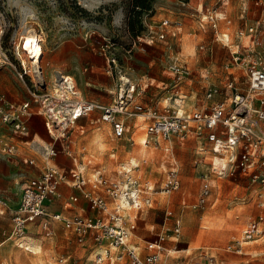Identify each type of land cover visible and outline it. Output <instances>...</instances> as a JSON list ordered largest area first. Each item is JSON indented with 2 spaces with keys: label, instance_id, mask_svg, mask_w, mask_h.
I'll return each instance as SVG.
<instances>
[{
  "label": "rangeland",
  "instance_id": "rangeland-1",
  "mask_svg": "<svg viewBox=\"0 0 264 264\" xmlns=\"http://www.w3.org/2000/svg\"><path fill=\"white\" fill-rule=\"evenodd\" d=\"M216 1L151 0L150 10L137 15L135 11L138 9L133 10L131 0H0V46L8 58L13 60L11 49L14 44L19 43V38L25 37L29 30H34L33 33L42 39L41 64L47 77L53 69L68 74L77 71L84 80L97 75L109 83L116 82L119 76L129 77L145 87L142 96L144 102L152 100L163 104L162 100L180 95L174 92L176 79L166 66L169 51H173L190 70L208 67L215 78L221 79L223 76L221 64L227 61L229 51L234 47L232 44L222 47L220 43L212 41V32L206 27H200L190 14V9L199 4L204 10ZM244 3L249 5L250 2L229 0L228 5L219 2L215 7L220 10L227 8L233 14L238 5ZM163 19L169 21L164 39L154 40L153 44L146 46L145 52L131 46V35L145 34L150 24L158 31ZM129 22L133 23V30H130ZM224 26L223 31L230 32ZM229 41L232 42L231 37ZM104 44L109 45V50L117 57L116 71L110 77L95 74L90 69L84 71L92 57H98L97 48ZM210 46L212 51L207 49ZM167 48L168 53H165ZM188 80L183 78L179 85L183 88V100L190 105L199 104L202 100L201 92L196 89V83L189 85ZM18 86L10 67L7 64L0 66V87L13 90ZM77 86L80 90L78 83ZM79 93L82 94L81 91ZM96 94L104 95L107 100L109 98L93 86H85L82 97ZM97 126L102 127L97 129ZM27 136L41 144L43 140H49L43 128L38 134L34 129H28ZM3 138L12 140L11 137ZM145 138L148 139L141 123L132 125L121 139L111 137L109 124L91 125L84 134V140L88 139V172L100 171L114 177L119 165L126 169L133 167L132 173L140 172L141 177L157 189L163 187L171 170H175L180 178L178 190L159 192L151 207L133 211L137 213L136 228L129 242L143 249L146 241L158 235L164 236L165 247L175 245L166 264H264V237H259L260 234L243 248V255L219 250L231 236L240 235L250 220L259 215L264 216V206H260L264 202V189L250 183L244 176H217L212 173L208 164L210 153L204 142L201 154H196L199 149L195 148L193 140L183 144L173 140L171 152L164 151V141L158 145L151 142L147 144L148 150L154 152V156L135 158V163H132L130 160L138 152L140 140ZM94 142L99 143L98 148ZM27 145L20 144L21 152L35 156ZM201 156L204 162L197 168L195 160ZM37 173L38 169L32 164H24L18 159L12 161L0 158V197L10 209L16 206L25 181ZM202 173L206 175L210 191L203 206L192 208L201 190ZM167 210L171 214L165 219L164 211ZM176 223L180 226L178 236L172 230ZM12 226L11 213L6 209L0 214V242L6 240L7 236L10 238L0 245V264H58L60 257L66 258L64 264H108L106 261H95L89 240L78 244L73 238L63 235L60 229L51 237L44 236L39 220L28 222L20 235L11 236ZM164 255L162 253L163 259Z\"/></svg>",
  "mask_w": 264,
  "mask_h": 264
},
{
  "label": "built area",
  "instance_id": "built-area-1",
  "mask_svg": "<svg viewBox=\"0 0 264 264\" xmlns=\"http://www.w3.org/2000/svg\"><path fill=\"white\" fill-rule=\"evenodd\" d=\"M253 4L261 9V14L254 23L235 32L236 42L234 39L231 42L234 50L230 53V60L222 66L225 72L223 80L220 84H215L209 80L210 73L203 76L205 98L220 97L207 110L195 109L183 113L170 105L162 110L145 107L138 102L143 90L128 77L121 76L116 81V92L109 104L85 100L79 95L71 76L53 71L51 79H46L40 63L34 64L23 51L19 38V43L14 44L11 49L13 60L8 58L0 46V66L7 64L13 69L16 78L26 86L29 99L23 102L10 101L0 91V123L10 128L15 135L26 136L29 119L35 114L40 115L53 143L41 149L36 148V151L44 160H49L60 154L71 156V137L78 127V121L81 118L89 119L94 111L100 112V121L111 125L114 139H121L127 129L125 122L119 117L141 116L147 121L146 144H156L159 141L169 143L173 140L182 144L189 139H200L211 153L209 165L212 173L217 176H244L250 183L264 189V0H253ZM197 20L201 26L205 23L212 29L216 41L227 44L226 34L218 31L219 18L214 10ZM225 21L227 25L231 24L228 19ZM168 25V20L160 21L158 31L153 29L152 24L147 25L145 34L130 37L131 46L145 51L146 46L153 44L154 40L164 39V29ZM1 34L2 31L0 38ZM35 35L42 47V39L38 34ZM245 38L247 44L242 45L241 40ZM109 48V45L104 44L97 50L106 61V71L112 74L117 69L118 60ZM129 52L130 50L127 53ZM42 56L43 53L40 59ZM167 58V69L176 79L174 88H178L182 79H190L193 72L173 52ZM168 100L174 102L170 97ZM32 149L35 148L32 146ZM0 154L10 160L17 154L16 145L5 140L2 135ZM23 162L32 164L33 160L24 159ZM117 177L110 179L95 172L88 179L78 167L62 171L46 166L39 176L30 178L23 184L19 202L12 215L11 236L22 234L28 222L39 220L44 236L51 237L54 234L53 224L60 223L78 244H83L91 237L98 248L94 257L96 262L165 264L162 253L167 249L162 235L146 243L142 256L128 247L129 232L134 224L125 226L124 211L126 208L150 207L153 196L158 192L178 190L180 180L176 171L168 172L160 189L153 188L148 182L138 178V175L123 168ZM202 177L201 190L192 208L203 206L210 191L206 175ZM67 183L78 194L70 195L65 204H77L79 199H83L88 204L89 213L63 216L49 210L53 202L62 200L59 187ZM0 204L5 205V201L0 199ZM260 206H264V202ZM170 214L167 212L168 216ZM263 231L264 216L259 215L245 225L240 235L231 237L224 250L241 254L244 245ZM173 233L179 234L177 225L173 228ZM65 261L66 258L60 257L58 264H64Z\"/></svg>",
  "mask_w": 264,
  "mask_h": 264
},
{
  "label": "crops",
  "instance_id": "crops-1",
  "mask_svg": "<svg viewBox=\"0 0 264 264\" xmlns=\"http://www.w3.org/2000/svg\"><path fill=\"white\" fill-rule=\"evenodd\" d=\"M248 1L250 2L249 5H247V3L238 5V8L234 11L233 14L229 13L227 11V8H224L223 10H220V9H217L215 7V5L217 3H219V2L223 3V5H228L229 4V0H217L215 2V4L211 5L210 7L205 8L204 10L202 8V5L199 4L196 8L190 9L191 10L190 14H191L192 17L195 18L196 23L200 27H202V28L203 27H206L208 30H210L212 32V41H215L217 43H220L222 45V47H224V46H227L228 47V45L231 44V42L229 41V38L231 37L232 38V41L234 39V41L236 42V40L234 38L235 37V32L238 29H244L248 25H251L252 23H254V21H256L259 18L260 14H261V9L259 7H255L254 6L253 0H248ZM210 10H214L216 16L219 18V20H218V31L221 32V33H225L226 34V38L228 39V41L226 42L227 43L226 45H223L221 42H218V41H216L214 39L213 31H212V29L207 24L204 23V25L201 26L200 25V22L197 20V18L200 19L201 17H203ZM226 19H228L231 22L230 25H227V23L225 21ZM163 20H168V19H163ZM222 24H224L225 26L222 25ZM222 26H224L225 29H230V32H224L223 31L224 29H223ZM164 31L167 32L168 31L167 28L164 29ZM241 42H242V45H246L247 44V38L242 39ZM207 49L212 51V46L208 47ZM168 50H169V48L166 49V52L165 53H168ZM233 50H230L229 51V58L227 59V61L225 63H227L230 60V53ZM138 51H140V50H138ZM141 52H145V51H141ZM169 52L170 53L167 55V57L173 51H169ZM97 54H98V57L97 56H93L92 59L90 60V62L87 63L86 67L84 68V71L90 69L91 72H93L95 74L96 73L97 74L100 73V74L106 75L107 77H110L112 74L111 73H108L106 71L107 64H106L105 59L99 53H97ZM42 60H43V56H42V59L40 61V65H41V67L43 69V66L41 64ZM225 63L221 64V68H222V66ZM10 69L13 71V69L11 67H10ZM222 70H223V68H222ZM53 71H61L62 73L71 76L74 79V81H75L76 88L78 87L77 86V83H78V85L80 87V90H78V88H77L78 92L79 91L82 92V94L79 93V95L81 96V98H83L85 100L94 101V102H96L98 104L106 105V104H109L111 102V100L113 99V97L115 95V92H116V82H114V81H112V83H109V81L104 80V79H100L97 75H92L91 77L88 78V80H84V78L82 77V75L80 73H78L77 71H72L71 74H73V75L76 76V77H74L71 74H68V73H66V72H64V71H62L60 69H53L48 77L46 76V74L44 72V69H43V73H44L45 78L48 79V80H50ZM192 72H193V75L188 80L189 81L188 84L191 85L192 82L196 83V89L197 90H200L201 95H202V100L199 102V104L193 103L191 105H190L189 102H186V101L183 100V97H185V96L183 95L184 93H183L182 85L179 86L178 88H175V91H174L176 95H177V92L180 93V95H178L177 98H173L172 96L170 97V98L174 99V102L172 100H168L169 97H168V99L162 100L163 104H160V101L153 102L152 100L149 103L144 102L143 99H142V96H143V94L145 92V87H142L141 85H139V83L137 81H135V80H133V79H131L129 77L128 78L132 82H134L137 85V87H139L140 89L143 90L142 95L138 99V102L140 104H142L143 106H145V107H153L155 109L162 110L163 107H165L166 105H170L171 107H173L175 109H179L183 113H188V112L193 111L195 109H198V110H207V109L210 108V106L212 105V103L215 102V101H217V100H219L220 97L219 96H215L213 99H206L205 98V95H204L205 94V90H204V85L205 84H204V81H203V76H204L205 73H210L209 74V76H210L209 80L211 82L215 83V84H220V82L225 77V72L223 70V76L221 77V79L220 78H215L214 77V74L212 73V71H210L208 69V67L207 68L206 67L205 68H202L201 70H195V71L192 70ZM17 81L19 83L18 88L13 89V90H9V89L3 90L0 87V91L3 92L10 101L23 102V101L28 100L29 99V96H28V93H27L26 86L22 82H20L18 79H17ZM85 86H88V87H92L93 86L97 90L106 93L109 96L108 100L105 98L104 95H101V94H96V95H91V96H87V97H82V95H83V89L85 88ZM173 88H174V86H173ZM171 102L173 104H171ZM99 116H100V112L99 111H94V112H92V114H91V116H90L89 119L81 118L78 121V127L76 129H74V131L72 133V137H71V143H70V148H71V152H72L71 156H66V155L60 154V155H58L55 158H52V159H49V160H44L37 153L36 148L41 149L42 147H45V146L50 145V144L53 143L52 142V139L50 138V136L48 134L47 135L49 137V140H47V141L43 140V144H41L39 142H34L32 138L29 139L27 135L26 136H18V135L13 134L10 128L3 126L1 123H0V125L2 127L0 129V134L2 136L11 137L12 140H10V139H8V140L11 141V142H13L16 145V147H17L16 157L13 158L12 161L17 160V159L20 160V161H22V162H23L24 159H32L33 160L32 165L35 168L38 169V173L35 174V175L30 176V178L39 176L40 173H41V171L46 166H52V167H56V168H58V169H60L62 171L69 170V169H72L74 167H78L79 169L82 170V172H83V174H84V176L86 178L91 179L93 173L100 172V171L88 172L87 169H86V164H89V158L86 159V156L88 155L87 152H86V144L88 143V139H85L84 140V134L88 130V127L91 126V125H95V124H98V123L99 124H109V123L100 121L98 119ZM119 118L121 120H123L125 122V124H126V127H127L126 133L131 129L132 125H137L138 123H141L142 126L144 127V130H145V126H146L147 121L145 119H143V117H141V116H134L132 118H124V117L121 116ZM138 118H140L141 120L140 121H137ZM131 122L133 123L132 125H131ZM33 123L35 125L34 128L32 127V124ZM102 126H104V125H102ZM102 126H97V129L101 128ZM109 126H110V130H111V125L109 124ZM42 128L45 129L44 122H43V118L40 115H37V114L33 115L29 119V121H28V129H34V132L36 134H38L39 131H41ZM80 129H82V130H80ZM8 131L10 132V134H8ZM45 131H46V129H45ZM46 133H47V131H46ZM111 137H112V132H111ZM189 140H193V143H194L195 148H198L199 149L198 152L196 151L197 152L196 154H201L200 151H202L204 149V146L202 145L204 141H202L200 139H189ZM189 140H187V141H189ZM77 142H79V143L77 144ZM22 143L28 144L27 145L28 149H30L31 152H33L35 154V156L33 154L21 152L20 144H22ZM159 143H160V141H159ZM159 143H156L155 145H158ZM164 143H165L164 146H163L164 151L165 152H171V150H172V143L173 142H169L168 143V142H165L164 141ZM152 144H154V143H152ZM32 146L35 149H32ZM94 146L98 148L99 147V143H95L94 142ZM146 146L148 147V145H146ZM166 148H168V149H166ZM0 158L1 159H4V160H7V158L4 157L1 154H0ZM211 160H212V158H211V153H210V160H209L208 164L210 163ZM202 162H204L203 156H201V158H199L198 160L196 159L195 160L196 167L198 168L199 165H200V163H202ZM24 164H27V163H24ZM42 164H44V165L42 166ZM118 168L119 169L117 171V174L114 177L107 176V175H105L102 172H100V173L104 174L105 176H107L108 178L111 179V178H118L117 177L118 176V172L120 171L121 168H123L125 170H130L131 173L133 172L132 171L133 167L130 168V169H126L123 165H119ZM132 174L138 175L139 176L138 178H140L142 181H146V182L149 183L148 180H145L143 177H141L140 172H137V171L135 172L134 171V173H132ZM204 174L205 173H202L200 175V177H202V175H204ZM179 180H180V178H179ZM59 190H60V193L62 195V200L55 201V202H53L49 206V210L51 212H53V213L54 212H58V213H61L63 216H70V215H72L74 213H79V212L89 213L88 204L83 199H79V202L77 204H65V201L68 199V197L70 195H77L78 194L76 190H74L73 188H71V186L69 185V183L62 184L59 187ZM21 191H22V189H21ZM21 191L19 193L16 206L13 209H10V207H8L6 201L3 198L0 197V199H3L5 201V205H1L0 204V207H1L0 208V214H2L4 212V210L8 209L9 212L11 213V220H12L13 211L16 209L17 204L19 202V198H20V195H21ZM156 195L153 196V200H154V197ZM108 203H109V205H111V201L109 199H108ZM145 208H149V207H141L140 209H133V208L132 209H127L126 208V210L124 211L125 226L128 227L130 224H134V228H132L130 230V232H129V236H128V240H127V245H128V247L133 248L141 256L144 255V253H145V250H144V247L145 246L143 247V249H140L137 245L131 244L129 242V239H130L133 231L136 228V220H137V215L136 214L137 213L136 212H133V211H136V210H141L142 211ZM167 212H170L171 213V211H168V210L167 211H164V217H165V219H167V218L170 217V216L167 215ZM176 225L179 227V234H180V226L177 223L173 226V228ZM58 229H60V231H63L64 232L63 235H68L69 236V239L70 238H73L74 239V237H73V235L71 233H68V232H65L64 231V229H63V227H62V225L60 223H54L53 224V231H54V233ZM178 235H175V236H178ZM233 236H237V235H233ZM233 236H231V237H233ZM259 237H264V231H263V233L260 234ZM9 238H10V236H7L6 240L0 242V245L3 244L4 242H6L7 240H9ZM66 239H68V238H66ZM255 239L253 241H255ZM88 240L91 241V244H92V247H93V252H94V257H95V253L98 251V248H96V245L93 243V240L91 239V237H88L85 242H87ZM74 241H75V239H74ZM150 241H152V240H150ZM147 242H149V241H146V243ZM251 242H249V243H251ZM249 243H247L246 245H248ZM225 245L226 244H224V246ZM246 245H244V247ZM224 246L222 248H220L219 250L222 251V252H225V253H234V252H230V251L224 250ZM165 248L167 249V250H165L163 252V253H165V255H164L165 256L164 257L165 259H163V257H162V260L166 264L167 258L169 256H171V254H173V252L175 250V245H172V246H169V247H165ZM112 252L114 253V251H112ZM234 254H236V253H234ZM243 254H244V251L241 254H238V255H243ZM205 255L207 256V252H205ZM212 259L213 258H212V255H211L210 256V260L212 261Z\"/></svg>",
  "mask_w": 264,
  "mask_h": 264
},
{
  "label": "bare ground",
  "instance_id": "bare-ground-1",
  "mask_svg": "<svg viewBox=\"0 0 264 264\" xmlns=\"http://www.w3.org/2000/svg\"><path fill=\"white\" fill-rule=\"evenodd\" d=\"M33 31L34 30H29L27 35L21 38V46L23 47V51H25V53L29 55V59L32 60L34 64H37L40 63L43 48L41 47L40 43L37 42L38 37L33 33ZM143 140L144 139L140 140L138 152H136L135 156H133L130 160L132 163H135V158H141L146 155L152 157L154 156V152L150 153L148 147L146 146V138L144 141Z\"/></svg>",
  "mask_w": 264,
  "mask_h": 264
},
{
  "label": "trees",
  "instance_id": "trees-1",
  "mask_svg": "<svg viewBox=\"0 0 264 264\" xmlns=\"http://www.w3.org/2000/svg\"><path fill=\"white\" fill-rule=\"evenodd\" d=\"M182 2H187L188 0H180ZM131 6L133 10L138 9L137 12L139 15L140 12L145 11V10H150L151 8V0H131ZM129 27L130 30H133V23L129 22ZM137 35H131V37H135Z\"/></svg>",
  "mask_w": 264,
  "mask_h": 264
}]
</instances>
